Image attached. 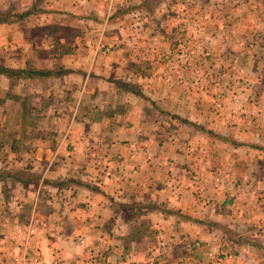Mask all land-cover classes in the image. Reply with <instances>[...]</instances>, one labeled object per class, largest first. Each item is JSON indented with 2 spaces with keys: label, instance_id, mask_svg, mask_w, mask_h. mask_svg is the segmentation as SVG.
Wrapping results in <instances>:
<instances>
[{
  "label": "crops",
  "instance_id": "crops-1",
  "mask_svg": "<svg viewBox=\"0 0 264 264\" xmlns=\"http://www.w3.org/2000/svg\"><path fill=\"white\" fill-rule=\"evenodd\" d=\"M32 7L72 36L35 80L72 118L0 169V264H264V0H0Z\"/></svg>",
  "mask_w": 264,
  "mask_h": 264
},
{
  "label": "rangeland",
  "instance_id": "rangeland-1",
  "mask_svg": "<svg viewBox=\"0 0 264 264\" xmlns=\"http://www.w3.org/2000/svg\"><path fill=\"white\" fill-rule=\"evenodd\" d=\"M10 10H15L16 13L24 12V10L16 11V8H11ZM58 18L57 14L51 15L49 22H59ZM135 20L137 18H132L129 21V25H132ZM137 21L139 22V20ZM40 22L36 18L20 22L14 26L15 29H10L9 27L0 29V66L14 69L44 70L43 68L47 65V58L50 60L52 56H55L59 48L52 41L53 28L45 29V31H50V35H48L47 32H43V30L38 28L39 26H36ZM70 22L72 21L66 19L62 23L67 25ZM41 32L46 35L41 34ZM66 40L70 45L73 41L72 36H68ZM186 46V44L182 43L179 50L184 47L189 53ZM35 80L39 79L19 82L0 77V159L2 160L0 163L2 168L0 169L11 170L10 173L13 172L14 174H18V172L26 173L30 170L33 174L36 173L37 171L33 170V166L30 168V165L24 161V158H27L25 154H30L29 147L31 145L33 147L35 144L38 145L37 143L47 140V137H50V141L56 142L54 127L59 124L60 120H63L62 123L64 124L66 122L70 123L72 118V109L67 110L62 102H56L54 96L49 101L40 98L38 94L40 81ZM29 89H31L29 93L33 94H26ZM66 111L70 113L61 116ZM207 135L209 140H222L219 137H215L212 133L208 132ZM223 140L227 142V139ZM231 140L229 139V141ZM34 152L32 148V157H34ZM35 167L39 168L38 166ZM220 228H224L228 238L233 237L235 239L234 229H228L224 225H220ZM230 247L234 246L230 244ZM223 248H228V246H223ZM35 253L38 252H32V255ZM160 256L157 254L155 258L151 257L149 262L162 264L163 259ZM55 258L61 261L57 256ZM151 259H154V261L151 262Z\"/></svg>",
  "mask_w": 264,
  "mask_h": 264
},
{
  "label": "trees",
  "instance_id": "trees-1",
  "mask_svg": "<svg viewBox=\"0 0 264 264\" xmlns=\"http://www.w3.org/2000/svg\"><path fill=\"white\" fill-rule=\"evenodd\" d=\"M37 12H38L37 9L34 7H32L31 10H28L26 12L16 13V14H12L11 10H8L7 12H0V24L12 23V22H25L28 21L27 19H29L30 16H35L36 14H38ZM52 28L54 31L52 32L51 35H53L52 37L55 42H59L60 40L59 37H62L66 40L68 39V36H71V34L67 32V30L65 29L58 31L56 27H52ZM44 31L45 30H43V32ZM45 32H47V34L50 35V31L48 32L47 30ZM67 72L68 71L56 72L51 70H33L29 68L14 69V68H5L3 66H0V77L10 80H16V81L40 79L50 76H60ZM143 209L148 210L147 207H144Z\"/></svg>",
  "mask_w": 264,
  "mask_h": 264
},
{
  "label": "built area",
  "instance_id": "built-area-1",
  "mask_svg": "<svg viewBox=\"0 0 264 264\" xmlns=\"http://www.w3.org/2000/svg\"><path fill=\"white\" fill-rule=\"evenodd\" d=\"M186 54H189V53H187V49L183 47L182 50H180V55L185 56ZM34 233H35V228L31 224H29L26 227V235L28 237H31L33 236ZM20 249H13V250L7 251L8 258L6 262L3 264H65L59 261L54 256H49V255L44 256L38 253H35L32 255V253H29L25 249L23 248L22 250ZM153 261L154 259H151V262ZM94 262H95V259L89 260V263L96 264Z\"/></svg>",
  "mask_w": 264,
  "mask_h": 264
}]
</instances>
